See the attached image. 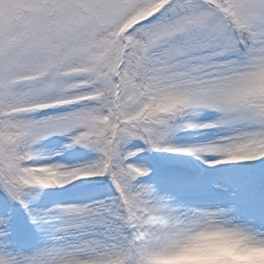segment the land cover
Listing matches in <instances>:
<instances>
[{"label": "snow or ice", "instance_id": "1", "mask_svg": "<svg viewBox=\"0 0 264 264\" xmlns=\"http://www.w3.org/2000/svg\"><path fill=\"white\" fill-rule=\"evenodd\" d=\"M0 192V264L264 246V0H0Z\"/></svg>", "mask_w": 264, "mask_h": 264}, {"label": "clouds", "instance_id": "2", "mask_svg": "<svg viewBox=\"0 0 264 264\" xmlns=\"http://www.w3.org/2000/svg\"><path fill=\"white\" fill-rule=\"evenodd\" d=\"M151 264H264V246L209 226L189 234L178 247L156 253Z\"/></svg>", "mask_w": 264, "mask_h": 264}, {"label": "rangeland", "instance_id": "3", "mask_svg": "<svg viewBox=\"0 0 264 264\" xmlns=\"http://www.w3.org/2000/svg\"><path fill=\"white\" fill-rule=\"evenodd\" d=\"M20 225H24V226L30 228V224L27 220L26 214L22 210H17V212H16V226H17V228Z\"/></svg>", "mask_w": 264, "mask_h": 264}, {"label": "trees", "instance_id": "4", "mask_svg": "<svg viewBox=\"0 0 264 264\" xmlns=\"http://www.w3.org/2000/svg\"><path fill=\"white\" fill-rule=\"evenodd\" d=\"M161 159L163 160L164 157L161 156ZM3 195H4V194H3L2 192H0V197H2ZM17 209H18V210H22V209L19 208V206H17ZM17 230H18V232H19L21 235H24L25 233H27V232L30 230V228H28V227H26V226H24V225H20V226L17 228Z\"/></svg>", "mask_w": 264, "mask_h": 264}]
</instances>
